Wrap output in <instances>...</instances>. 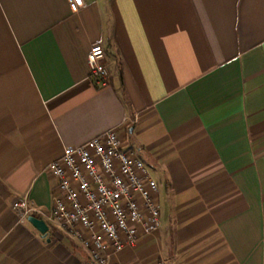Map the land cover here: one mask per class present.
<instances>
[{"label":"crops","instance_id":"1","mask_svg":"<svg viewBox=\"0 0 264 264\" xmlns=\"http://www.w3.org/2000/svg\"><path fill=\"white\" fill-rule=\"evenodd\" d=\"M84 2L0 0V264H89L12 203L48 211L46 165L111 128L168 216L107 264H264V0Z\"/></svg>","mask_w":264,"mask_h":264},{"label":"built area","instance_id":"2","mask_svg":"<svg viewBox=\"0 0 264 264\" xmlns=\"http://www.w3.org/2000/svg\"><path fill=\"white\" fill-rule=\"evenodd\" d=\"M69 2L74 9L85 6L84 0ZM104 53L95 43L87 55L90 78L101 86L108 78ZM45 168L58 179L51 208L40 210L22 197L12 209L20 222L39 214L65 230L86 249L89 264H107L111 255L158 230L159 184L142 160L122 148L117 128L64 147Z\"/></svg>","mask_w":264,"mask_h":264},{"label":"water","instance_id":"3","mask_svg":"<svg viewBox=\"0 0 264 264\" xmlns=\"http://www.w3.org/2000/svg\"><path fill=\"white\" fill-rule=\"evenodd\" d=\"M27 220L43 235L47 233L48 226L46 222L38 217L30 215L27 217Z\"/></svg>","mask_w":264,"mask_h":264},{"label":"rangeland","instance_id":"4","mask_svg":"<svg viewBox=\"0 0 264 264\" xmlns=\"http://www.w3.org/2000/svg\"><path fill=\"white\" fill-rule=\"evenodd\" d=\"M160 215H161V220L164 221L167 219L168 216V212H164L162 209L160 211ZM165 215V216H164Z\"/></svg>","mask_w":264,"mask_h":264}]
</instances>
